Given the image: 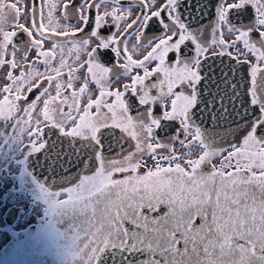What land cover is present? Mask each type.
<instances>
[{"label":"snow or ice","instance_id":"snow-or-ice-1","mask_svg":"<svg viewBox=\"0 0 264 264\" xmlns=\"http://www.w3.org/2000/svg\"><path fill=\"white\" fill-rule=\"evenodd\" d=\"M0 171L67 264H264V0H0Z\"/></svg>","mask_w":264,"mask_h":264},{"label":"flooded vegetation","instance_id":"flooded-vegetation-1","mask_svg":"<svg viewBox=\"0 0 264 264\" xmlns=\"http://www.w3.org/2000/svg\"><path fill=\"white\" fill-rule=\"evenodd\" d=\"M37 4L39 0H36ZM27 6L30 8L32 0H26ZM196 0H192L193 10H195ZM59 11L56 15L59 16ZM210 16L201 21L203 24H207ZM22 23L30 24L31 16L26 13L21 19ZM63 22V21H61ZM203 36V33H201ZM227 38V37H226ZM25 34L20 33L17 37V42L20 43L26 40ZM134 41V37L132 38ZM51 42L45 44V48H50ZM34 55V53L32 54ZM209 57L211 52H209ZM135 114V112H133ZM171 133V128L165 130ZM165 131L157 130V136L161 139L165 138ZM119 135V130H116ZM125 148L127 144L124 145ZM179 148V145H177ZM119 149L114 148L113 154ZM54 163V161H53ZM152 164V161H148ZM59 169V172H62ZM143 171V169L141 170ZM48 170V183L52 184L54 189L59 182V178L54 180L55 175ZM17 174V175H15ZM9 174L7 172L0 171V235L4 238L5 242L0 248V264L2 260L8 259L12 253L11 249L18 243H40L44 239L45 233H50L48 229V222L50 217L45 214L43 204L38 200L32 186L26 181L22 180L18 173ZM75 174V169H73ZM56 228L58 231L63 232L67 227L66 221H61L60 218H56ZM47 240L55 241L56 243H64L63 240L57 239L53 234L49 235ZM13 264V263H7Z\"/></svg>","mask_w":264,"mask_h":264},{"label":"rangeland","instance_id":"rangeland-1","mask_svg":"<svg viewBox=\"0 0 264 264\" xmlns=\"http://www.w3.org/2000/svg\"><path fill=\"white\" fill-rule=\"evenodd\" d=\"M52 235L45 233L40 243H18L11 249L8 259L2 260L1 264H67L62 253L63 243L47 240ZM5 242L0 235V248Z\"/></svg>","mask_w":264,"mask_h":264},{"label":"water","instance_id":"water-1","mask_svg":"<svg viewBox=\"0 0 264 264\" xmlns=\"http://www.w3.org/2000/svg\"><path fill=\"white\" fill-rule=\"evenodd\" d=\"M225 60H227V57H225ZM208 62L212 63L213 67H215L216 65H218L220 63L219 59H216L214 57H210ZM219 74H220V70H219V68H216V75L219 76ZM209 99H211V98L209 97ZM217 100L219 101V97L217 98ZM225 103L229 104L228 101H225ZM214 107L215 108H219V103L217 102L214 105ZM205 115L208 117V120L206 121L205 126H208L211 123V113L205 112ZM227 126L228 125H225L223 122H221L220 130L223 131L224 128L227 127ZM232 126L234 127V125H232ZM36 172L39 173L40 169H36ZM49 173H51V171ZM44 175L48 177V169L44 170ZM59 177H60V172L55 175L54 180H56Z\"/></svg>","mask_w":264,"mask_h":264}]
</instances>
